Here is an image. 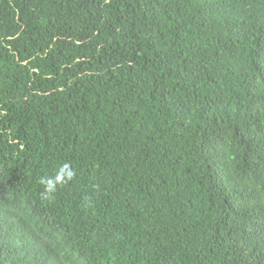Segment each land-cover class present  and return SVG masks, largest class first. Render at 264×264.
I'll return each instance as SVG.
<instances>
[{
  "label": "trees",
  "instance_id": "1",
  "mask_svg": "<svg viewBox=\"0 0 264 264\" xmlns=\"http://www.w3.org/2000/svg\"><path fill=\"white\" fill-rule=\"evenodd\" d=\"M0 264H264V0H0Z\"/></svg>",
  "mask_w": 264,
  "mask_h": 264
},
{
  "label": "clouds",
  "instance_id": "2",
  "mask_svg": "<svg viewBox=\"0 0 264 264\" xmlns=\"http://www.w3.org/2000/svg\"><path fill=\"white\" fill-rule=\"evenodd\" d=\"M75 176V170L69 163L62 164L53 176L44 177L40 180L43 185V191L41 192V198L49 200L53 197L60 185L67 184Z\"/></svg>",
  "mask_w": 264,
  "mask_h": 264
}]
</instances>
